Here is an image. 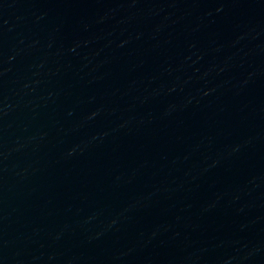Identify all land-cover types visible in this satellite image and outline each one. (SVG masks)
<instances>
[{"label":"water","instance_id":"95a60500","mask_svg":"<svg viewBox=\"0 0 264 264\" xmlns=\"http://www.w3.org/2000/svg\"><path fill=\"white\" fill-rule=\"evenodd\" d=\"M0 264H264V0H0Z\"/></svg>","mask_w":264,"mask_h":264}]
</instances>
